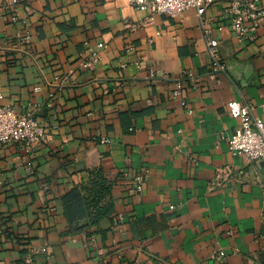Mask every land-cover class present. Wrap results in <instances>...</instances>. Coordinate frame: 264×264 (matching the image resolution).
Returning <instances> with one entry per match:
<instances>
[{
  "label": "crops",
  "instance_id": "1",
  "mask_svg": "<svg viewBox=\"0 0 264 264\" xmlns=\"http://www.w3.org/2000/svg\"><path fill=\"white\" fill-rule=\"evenodd\" d=\"M3 4L0 106L51 129L41 145L0 144V264H25L36 247L33 264H219L217 251L225 264H264V161L228 145L239 126L229 103L264 120V25L241 42L228 3L207 8L223 74L195 9L19 0L12 21Z\"/></svg>",
  "mask_w": 264,
  "mask_h": 264
},
{
  "label": "built area",
  "instance_id": "2",
  "mask_svg": "<svg viewBox=\"0 0 264 264\" xmlns=\"http://www.w3.org/2000/svg\"><path fill=\"white\" fill-rule=\"evenodd\" d=\"M135 4L141 11L151 15H166L178 17L185 11L195 9L203 29L207 44L211 67L216 73H227V66L222 60L220 43L211 37L208 22L205 18L209 6L217 3H228V13L237 38L241 42L255 40L256 32L264 25V3L261 0H126ZM19 0H4L3 7L12 14V21H17L16 9ZM108 49L107 44L100 43L88 47L84 53L82 68L87 69L96 65L101 54ZM0 99L2 97L0 96ZM231 116L239 121V126L229 140V150L234 156H243L250 163L264 161V120L255 118L253 106L245 101L229 103ZM51 124L44 123L33 112L19 113L12 107L0 106V144L8 145L22 143L26 146L41 145L48 141ZM108 141L103 139L102 143ZM147 177L138 175L133 183L135 191L142 193ZM122 218H120V222ZM44 252L43 248H31L25 256V264H33L35 256ZM219 264L226 263V255L222 251L215 253Z\"/></svg>",
  "mask_w": 264,
  "mask_h": 264
},
{
  "label": "trees",
  "instance_id": "3",
  "mask_svg": "<svg viewBox=\"0 0 264 264\" xmlns=\"http://www.w3.org/2000/svg\"><path fill=\"white\" fill-rule=\"evenodd\" d=\"M100 209H97L96 206H93L91 208V212H90V222L92 224H94L95 222H97V220L99 219L100 217Z\"/></svg>",
  "mask_w": 264,
  "mask_h": 264
}]
</instances>
